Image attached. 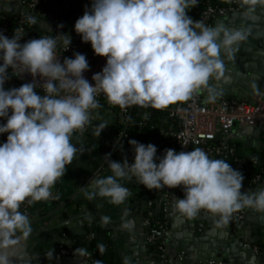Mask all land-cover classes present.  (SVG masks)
<instances>
[{"label":"clouds","instance_id":"obj_1","mask_svg":"<svg viewBox=\"0 0 264 264\" xmlns=\"http://www.w3.org/2000/svg\"><path fill=\"white\" fill-rule=\"evenodd\" d=\"M196 3L91 0L90 8L75 21L74 31L82 42L90 43L95 55L106 58L92 84L83 76L89 70L84 54L74 52L61 62L56 53L58 46L68 50V33L24 43L23 35L15 31L11 38L0 33V118L5 120L0 134L7 133L0 143V264H10L7 249L31 233L29 217L19 211L21 204L52 198L50 189L64 177L78 151L71 137L91 123L99 107L97 95L102 93L122 108L161 109L190 100L210 78L223 74L221 55L231 60L249 31L230 30L223 24L209 27L192 19L187 12ZM244 3L246 15L264 9V0ZM28 20L35 23L36 17ZM9 69L16 76L29 73L34 82L5 90ZM37 87L43 95L37 94ZM216 98L209 90L208 102ZM128 144L133 162L129 164L126 156L117 162L106 155L111 175L83 187L86 199L107 198L120 205L130 195L122 181L134 177L149 190L182 186L183 198H176L175 210L189 219L205 211L218 218L216 227H226L232 214L244 208L264 213V189L241 192L244 176L226 160L212 159L199 147L179 152L169 148L157 156L151 143L131 139ZM100 219L108 223L107 216ZM132 226V222L123 224ZM123 264H132L131 258L124 257Z\"/></svg>","mask_w":264,"mask_h":264},{"label":"crops","instance_id":"obj_2","mask_svg":"<svg viewBox=\"0 0 264 264\" xmlns=\"http://www.w3.org/2000/svg\"><path fill=\"white\" fill-rule=\"evenodd\" d=\"M49 1L58 3L60 7L62 4L80 6L89 0ZM220 1L223 4L228 2ZM245 7L243 2L235 14L225 16V21L222 17L210 21V27L223 24L230 30L247 29L249 35L238 46L231 60L221 55L223 74L218 79L210 78L207 86L199 89L204 103H210L207 100L209 90L217 97L226 96L225 91L234 90L243 96L253 93L264 95V9L257 8L255 13L246 15ZM18 11H23L19 0H0V14ZM39 26L48 31L54 29L52 22L39 21ZM67 33L71 43L78 37L74 26ZM4 122L2 118L0 124ZM102 123L107 124L102 130L94 128ZM91 126L87 134L77 132L72 135L70 142L76 145L78 151L72 163L66 166L64 177L50 189L52 201L41 200L31 204L27 214L31 233L27 238L20 237L15 245L7 249L10 264H54L57 247L72 244L63 230L67 229L71 234L79 233L85 222L94 223L103 233L110 235L117 243L116 257L121 263L124 257H129L132 264H158L146 242V229L142 225L143 203L145 196L151 192L149 189L137 185L131 178L122 181L130 195L120 205L109 203L107 198L88 200L84 196L83 187L92 179L111 175L106 160L99 162L101 158L97 150L114 131V119L108 112L93 114ZM232 138L240 149L251 147L243 144L247 135L237 125L232 130ZM173 189H182V186ZM247 190L253 192L243 184L241 192ZM154 191L159 192L157 189ZM102 216L108 217L107 224L102 223ZM217 219L202 213L192 219L182 218L178 211L172 209L165 227L166 253L170 257L166 264H264V249H260L262 252L259 253L253 250L256 241L262 239L264 243V236L260 237L264 233V213L249 208L243 221L226 227H216ZM128 222H132L131 229L123 227ZM59 264L85 263L79 257H62Z\"/></svg>","mask_w":264,"mask_h":264},{"label":"built area","instance_id":"obj_3","mask_svg":"<svg viewBox=\"0 0 264 264\" xmlns=\"http://www.w3.org/2000/svg\"><path fill=\"white\" fill-rule=\"evenodd\" d=\"M19 1L23 6V11L15 13L4 12L0 14V33L11 38L15 31L18 35H23L20 41L21 43L30 39H37L41 36H53L58 33H67L69 28L74 26L75 21L78 19L71 17L59 19L48 9L49 6H52L57 12H74L79 7L76 4H62L59 7L58 3H53L49 0ZM227 1V3L220 6L208 4L200 14L199 18L194 20H199L204 25L210 27L211 19L221 18L232 11L238 10L244 2V0ZM85 4L87 8H90L91 0L87 1ZM30 16L36 17L35 23L29 22L28 17ZM39 21L52 22L54 24V29L52 31L45 30L39 26ZM60 25H62V27H58ZM34 30L35 32L33 33ZM74 52L86 56L89 70L84 72L83 76L90 84L94 83V81H92V76L95 73L101 72L106 63V58L95 55L91 51L90 43L82 42L80 35H78L77 39L70 44L67 51H64L62 46H58L56 49L57 55H60L59 59L61 62L65 57L71 58ZM20 71H22V69ZM8 75L10 77L4 84L5 90L19 87L24 83L34 82V78L27 72L16 76L17 72L9 69ZM35 82L37 84L42 82L39 76L35 78ZM35 90L39 95L44 94L39 87ZM96 98L99 105L103 104L107 108L114 105L111 104L102 93L97 95ZM115 106L117 107L119 115H121V123H123L124 117L128 116L133 109L138 111L140 116L138 125H141L148 117L149 113L155 110L150 106L140 107L132 105L123 108L118 105ZM97 109L93 111V114ZM158 110L165 111L162 122L163 139L158 146V156H161L164 150L169 148L179 152L191 151L195 147L205 150L212 159L233 156L235 165H238L243 169H259L250 176L242 174L244 176L242 185H248L251 191L264 189V168L260 166L261 164L264 165V133L258 135V137L252 141L251 147H248L247 149H240L238 143L232 138V130L235 125H237L239 129H242L245 126L264 127V99L254 96L250 101H246L227 96H219L214 102L204 103V99L198 90L193 94L190 100L169 104L166 108ZM91 127V123L87 124L82 130H77L74 133L79 132L87 134ZM4 137L5 138H0V143L6 141L7 134ZM115 142L114 133L111 132L102 146L107 145L108 147L110 144L114 145ZM149 143L155 145L153 140H150ZM182 144H186L187 147H184ZM239 149L241 154L236 155ZM235 165L232 166V168L237 170L238 168H236ZM252 186H254V188ZM154 190H150L151 192L147 195L145 194L142 225L146 229V242L150 246L155 259L162 264H166L170 260V257L166 253V220L168 213L172 209H175L174 205L176 198H183V189L164 187L159 192H155ZM152 191H154L153 194ZM47 201H52V198H49ZM32 203L33 202L29 203L26 200L21 204L19 211L27 215ZM157 203L162 205L163 217L165 219V222L163 223H153V216L156 214L155 205ZM248 210L249 208H244L233 213L228 224H237L243 221ZM200 213L209 214L205 211H201ZM92 238L93 233H89L86 236V241L89 242ZM98 248L101 251V247ZM253 250L256 253L261 251L256 245H253ZM57 253L61 256L78 255L82 256L87 261H93V252L85 251L83 247H74L72 244L67 246L59 245L57 247ZM178 259L181 260L179 257Z\"/></svg>","mask_w":264,"mask_h":264},{"label":"trees","instance_id":"obj_4","mask_svg":"<svg viewBox=\"0 0 264 264\" xmlns=\"http://www.w3.org/2000/svg\"><path fill=\"white\" fill-rule=\"evenodd\" d=\"M210 5L220 6L223 5V3L220 0H197V3L195 6L191 7L187 14L192 19L199 18L202 11L205 9V7ZM86 4L80 5L76 11H55L52 6H49L48 9L50 12H52L55 16H57L59 19H65L67 17L71 18H79L84 14V11L86 10ZM35 30L33 31V33ZM108 112L112 115L114 119V136L115 141L120 137L119 142L114 146L113 144H110L108 147L99 146L97 153L100 156V161L102 159L106 160V155L113 161L122 162L123 158L126 156L128 159L129 164L133 162L134 153L132 151L131 146L128 144V140L135 139L139 143H143L145 145L149 144L150 140L154 141V144L157 148V156L158 154V146L162 142V122L165 115V111L155 109L152 112L149 113L148 117L142 122L141 125H138V121L140 120L139 112L133 109L128 116L124 117L123 123L120 122L121 115H119L117 107L115 105L110 106L107 108L103 104L99 105L97 111L94 112V114L97 113H105ZM2 118H0L1 120ZM7 133L0 134V138H5L4 136ZM114 146V147H113ZM240 149L237 151L236 155H240ZM217 159H224L226 160L230 166H234V157H218ZM107 164V160L105 162ZM236 168H238V171H241L243 175L250 176L252 173L258 171L259 169H243L239 167L238 165H235ZM262 168H264V165H260ZM136 181V184L145 188L143 185H141L136 178H132ZM254 188V186H252ZM160 191V189H157ZM156 214L153 216V223H163L165 222V219L163 217L162 212V205L160 203H157L156 205ZM67 233V238L72 241V245L74 247H83L85 251L93 252V261H89V264H97V261H100V264H123L120 261L117 260L116 257V248L117 243L110 237L109 234L103 233V231L97 227L92 222H85L82 226V230L79 233L71 234L68 232L67 229H64ZM89 233H93V238L89 242L86 241V236ZM264 236V233L260 234V237L262 238ZM256 245L259 247V249H264V243L262 239L259 241H256ZM98 246H102L101 251L98 248Z\"/></svg>","mask_w":264,"mask_h":264},{"label":"water","instance_id":"obj_5","mask_svg":"<svg viewBox=\"0 0 264 264\" xmlns=\"http://www.w3.org/2000/svg\"><path fill=\"white\" fill-rule=\"evenodd\" d=\"M236 12L237 11H232V12L228 13L227 15H232V14H235ZM225 16L222 17V21H225V19H226ZM224 95H226L227 97L234 98V99L246 100V101L251 100L254 96L261 97L262 99H264V95H262V94H258L257 93V94L254 95V93H253L252 95L243 96V95L238 94L236 92V90H234V91H225ZM241 131L246 133V135H247L246 142H244L243 144L246 145V146H249V145H251L252 141L255 140L258 137V135L264 133V127H248V126H245V127H243L241 129ZM119 140H120V137L114 143V146L119 142ZM180 217L184 218L185 216L180 214ZM62 257H71V258L79 257L81 259V261H83L85 264H89V261L84 259L82 256H78V255L61 256L58 253H56L54 264H59ZM158 264H162V263L158 262ZM215 264H217V263H215Z\"/></svg>","mask_w":264,"mask_h":264}]
</instances>
